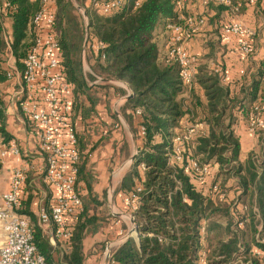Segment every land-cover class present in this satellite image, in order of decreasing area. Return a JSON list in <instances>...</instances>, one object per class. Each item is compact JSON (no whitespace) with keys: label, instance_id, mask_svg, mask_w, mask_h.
<instances>
[{"label":"trees","instance_id":"trees-1","mask_svg":"<svg viewBox=\"0 0 264 264\" xmlns=\"http://www.w3.org/2000/svg\"><path fill=\"white\" fill-rule=\"evenodd\" d=\"M5 1L12 8L6 7ZM85 1L91 69L95 75L130 85L134 96L125 102L122 112L141 142L115 191L123 192L130 202L135 200L132 214L137 236H130L113 249L111 260L120 264H200V253L205 251L207 264H243L239 263L240 258L246 264H264V127L257 131L258 164L252 154L246 162L240 160V141L233 128L235 112L248 121L254 103L264 100V61L251 82L243 81L241 97L232 96L222 77L206 66L198 67L196 75V82L204 89L207 99L203 113L210 131L206 136L192 139L189 146L201 163L219 166L214 178L219 171L238 177V184L230 188L236 193L230 212V204H218L217 201L224 200L213 194L209 185L197 183L171 158L173 139L184 132L178 129L180 119L186 113L196 114L183 104L181 95L186 86L181 80L180 64L166 60L157 39L167 31V42V25L179 21L176 0H140L139 5L138 0H128L124 7L109 15L98 13ZM55 2L61 64L66 78L75 85L76 99L87 83L77 70L63 24L69 0ZM246 2L232 0L231 6L211 5L214 19L218 20L222 11L232 13L239 3L237 13H242L248 6ZM39 6L40 0H0V132L6 142L10 138L4 122L7 101L1 89V84L8 82L4 21H11L9 45L18 68L23 69L24 58L34 43V16ZM254 6L257 12L264 11L261 0ZM89 9L94 11L91 13ZM206 16L210 21L209 15ZM94 38L105 44L98 54L89 49ZM94 79L92 75L91 80ZM192 96L193 107L203 108L195 88ZM238 205L245 208L239 210ZM84 214L83 209L73 222V250L66 258L69 264H81L84 231L95 221L94 217H83ZM219 217H225V222L219 221ZM31 223L34 242L46 254L41 228L35 221Z\"/></svg>","mask_w":264,"mask_h":264},{"label":"crops","instance_id":"crops-1","mask_svg":"<svg viewBox=\"0 0 264 264\" xmlns=\"http://www.w3.org/2000/svg\"><path fill=\"white\" fill-rule=\"evenodd\" d=\"M186 1L188 4L184 11L185 15L201 14L205 11L200 0ZM257 9V6L248 4L242 13L222 11L219 19L215 20V11L210 6L205 11L209 15L208 18H211L210 21L200 26L199 31L186 43L188 49L198 56L199 68L202 65L212 70L216 66L222 68L225 74L222 83L229 87L232 96H242L243 83L251 82L254 72L264 61V13L257 12ZM227 19L239 21L255 30L256 34L252 40L253 49L250 54L244 55L223 43L221 31ZM4 24L7 36H11V21L6 19ZM165 33L167 34V31L157 38L163 56L167 52ZM218 38L219 41H217ZM85 75L87 85L74 99L73 112L82 155L77 190L84 203L83 217H94L95 221L84 231L81 264H100L102 257L103 264H120L111 260V248L116 244L119 247L126 241V237L133 230V221L129 214L122 211L124 207L120 209V206L129 202L127 195L121 191H115L141 143L140 139H136L132 127L122 112L127 101L126 96L133 91L126 81L109 78H107L108 81H104L103 77L95 75L94 72L92 75L95 79L89 80ZM196 81L197 79L191 87H186L181 95L183 104L190 106L196 114L186 113L180 119L178 128L184 131L186 127L195 126L196 132L193 139L201 135L206 136L210 131V125L204 119L203 113L207 99L204 89ZM15 83L8 81L1 84V89L7 101L4 120L5 129L10 135L7 141L15 140L20 152L19 154L7 153L5 157L0 158V198L9 187L13 171L21 168L26 174V184L19 211L40 226L46 242L47 248L44 255L47 261L52 264H69L66 258L73 250L72 238L67 241H55L52 239V227L42 226L39 222V209L50 204L51 189L44 179V155L39 151L36 138L29 130L22 112L13 103L16 86H18ZM192 88H195L196 93L200 95L203 108L193 107L191 104ZM234 115L236 120L233 128L240 141L239 158L244 161L247 160L250 152L258 151L256 148L257 146L259 148L258 134L248 131L247 120L241 113L235 112ZM136 123L137 119L134 120L135 125ZM138 132L141 134L140 131ZM187 146L188 152L192 154L189 144ZM211 168L212 176L219 166L214 164ZM211 176L207 177L206 184ZM128 220L132 225L126 222ZM121 232L126 233L121 234ZM3 243L4 236L0 224V246ZM102 243H106V251L103 252Z\"/></svg>","mask_w":264,"mask_h":264},{"label":"built area","instance_id":"built-area-1","mask_svg":"<svg viewBox=\"0 0 264 264\" xmlns=\"http://www.w3.org/2000/svg\"><path fill=\"white\" fill-rule=\"evenodd\" d=\"M205 11L211 5L231 6L232 0H200ZM95 10L102 15H109L124 7L128 0H88ZM258 0H247L246 4L256 5ZM140 0L136 2L139 5ZM186 0H176L175 7L178 22L167 25L166 60L180 64L181 80L186 87H191L198 73V56L188 49L187 42L199 31L207 20L205 11L201 14L185 15ZM239 3L232 13L236 14ZM6 7L12 8L5 1ZM264 10V0H261ZM55 0H40V6L34 16V43L28 50L23 69H19L11 52L10 36L4 58L8 67V81L18 84L13 103L22 112L29 130L35 136L39 151L45 158L44 179L51 189V202L39 209V222L42 226L52 227V239L67 241L72 238L73 222L84 209L83 200L77 190V178L81 153L77 130L73 121L75 85L64 74L61 64L60 45L55 26ZM255 30L236 20L224 21L221 39L244 55L251 53ZM104 42L94 38L89 45L93 53H100ZM104 57V56H103ZM214 72L222 78L225 74L219 66ZM15 83V84H16ZM139 113V110L137 111ZM1 126V119H0ZM264 127V101L254 103L247 121V129L256 134ZM196 127H186L184 132L173 139L171 158L180 164L199 184H205L211 176L212 166L201 163L188 152L187 144L195 135ZM15 140L5 141L0 132V158L7 153L19 154ZM213 176V175H212ZM211 176V178H212ZM26 184V174L16 168L11 176L8 189L0 198V224L4 243L0 246V264H52L49 263L34 242L31 220L19 211ZM213 194L226 200L229 192L218 183L209 185ZM135 200H132L134 202ZM130 202V201H129ZM239 210L245 206L238 205ZM235 215V211H233ZM237 216V215H235ZM237 218V217H235ZM243 221L239 222L242 225ZM200 264H207L205 251L200 253Z\"/></svg>","mask_w":264,"mask_h":264},{"label":"rangeland","instance_id":"rangeland-1","mask_svg":"<svg viewBox=\"0 0 264 264\" xmlns=\"http://www.w3.org/2000/svg\"><path fill=\"white\" fill-rule=\"evenodd\" d=\"M194 1L197 2L198 0H194ZM86 5H87V2L85 0H69L68 8L66 11V16L63 19V24L65 27L66 36H67L68 41L72 47L73 54L76 58L77 70L83 78H84V74H86L85 76L89 80H91V76L93 73V71L91 69V64L93 62V59L91 58V55L88 52V48H87V44H88V30H87L88 15H87ZM89 10L91 13L94 11L91 9H89ZM259 12L264 13V11H261V10H259ZM256 148L258 151H256V150L252 151V152H250V154H252V157L255 160L256 164H258L259 162H257V161L258 160L260 161V157H259L260 152H259L258 146ZM246 161L247 160H244L242 162H246ZM214 169L216 170V168H214ZM218 170H219V168H218ZM218 170H216L215 173ZM215 173L212 176V178L209 181H207V184L205 183V185L206 186L210 185L212 182H214L213 180L216 179L215 180V181H217L216 183H218V184H220V186L226 188L229 192L228 193L229 194L228 199H226L224 201H217V202H218V204H224L222 202H226V203L230 204V206H229L230 212H232L231 205H232L233 201L236 199V193L234 190H231L230 188H234L238 184V182H239L238 177L235 176L233 173L225 174V173H227V171H225V173H220V171H219V173L217 174V177L214 178ZM134 206H135V201L134 202H128V203H125L123 206H120V209H122V207H124V210H122V211L129 214L130 217L132 218L133 217L132 210H133ZM215 218H217V217H215ZM218 220L225 222L226 218L225 217H219ZM126 222H128L130 225H132L129 222V220ZM135 226H136L135 222H133L132 227L134 228ZM123 233L125 234L126 232H121V234H123ZM136 235H137V232H133V236L135 237ZM117 246H118L117 244L112 246L111 250L117 248ZM101 250H102V252L106 251V243H102ZM239 260H240L239 263L246 264V262L243 261V258H240ZM99 262H100V264H103V257L100 259Z\"/></svg>","mask_w":264,"mask_h":264},{"label":"water","instance_id":"water-1","mask_svg":"<svg viewBox=\"0 0 264 264\" xmlns=\"http://www.w3.org/2000/svg\"><path fill=\"white\" fill-rule=\"evenodd\" d=\"M88 24V23H87ZM88 28V27H87ZM103 80L104 81H108V79L107 78H103ZM134 96V93L133 92H131V93H129L127 96H126V100H128V99H130V98H132ZM132 160V159H131ZM132 219V221L134 222V217H132L131 218ZM133 232H137V228H136V226L133 228V230L128 234V236L126 237V240L130 237V236H132V233ZM110 251V246L108 247V252ZM109 255V254H108ZM107 261H108V259H107Z\"/></svg>","mask_w":264,"mask_h":264}]
</instances>
